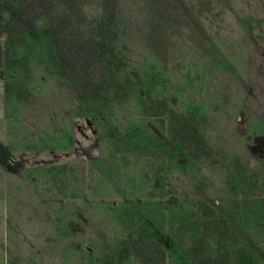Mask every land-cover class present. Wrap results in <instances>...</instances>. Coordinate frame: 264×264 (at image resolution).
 Wrapping results in <instances>:
<instances>
[{"label": "trees", "instance_id": "obj_1", "mask_svg": "<svg viewBox=\"0 0 264 264\" xmlns=\"http://www.w3.org/2000/svg\"><path fill=\"white\" fill-rule=\"evenodd\" d=\"M221 1L0 0L9 149L73 153L76 120L97 131L98 156L22 172L50 238L87 219V247L55 243L65 264H264V175L228 140L241 109L219 81L237 72L215 40ZM192 25L198 57L174 59Z\"/></svg>", "mask_w": 264, "mask_h": 264}, {"label": "rangeland", "instance_id": "obj_2", "mask_svg": "<svg viewBox=\"0 0 264 264\" xmlns=\"http://www.w3.org/2000/svg\"><path fill=\"white\" fill-rule=\"evenodd\" d=\"M221 12L224 21L215 26V40L219 57L232 64L237 72L222 69L219 81L225 82L233 97V119L226 123L229 141L245 145L251 173L264 175V0H223ZM93 16L100 14L96 6L87 9ZM195 25L184 35L174 37L169 46L173 58L188 55L195 59L192 42H197ZM260 36V38H258ZM189 41L191 43L189 44ZM203 55V47L199 45ZM183 50V51H182ZM147 51H139L140 58L149 60ZM199 60L204 61V56ZM173 62H170L171 64ZM231 69V67H230ZM176 72V70H175ZM207 79H205V82ZM3 84L0 85V264H65L64 256L55 250V243L63 247H87L89 228L83 216L77 239L62 241L50 238V227L42 216L34 191L28 187L24 172L51 164L89 159L99 154L97 131L88 119L76 120L77 149L69 152H13L8 146L7 122L3 107ZM231 109V108H230ZM249 138L248 141L245 138ZM245 150V149H244ZM243 150V151H244ZM263 158V159H262ZM83 203H80L82 206ZM87 205H84L85 212ZM84 212V213H85ZM83 223V224H82Z\"/></svg>", "mask_w": 264, "mask_h": 264}]
</instances>
